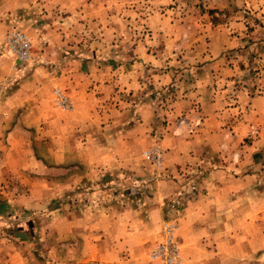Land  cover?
<instances>
[{
  "label": "crops",
  "instance_id": "0c3cea01",
  "mask_svg": "<svg viewBox=\"0 0 264 264\" xmlns=\"http://www.w3.org/2000/svg\"><path fill=\"white\" fill-rule=\"evenodd\" d=\"M49 1L57 4L54 9L61 4L58 9L64 14L53 25H37L46 48L33 53L35 59L47 57L51 37L59 27L76 21L82 27L81 19L90 16L88 9L91 16H100L97 25L103 23L109 34L117 31L115 23L124 21L115 13L118 4L113 0ZM36 2L2 0L0 9L20 13L24 7L38 8L43 0ZM110 14V19H102ZM260 20L264 23L263 15ZM136 23H146L153 33L134 38L130 55L142 57L143 62L134 60L130 73L122 71L121 76L119 70L105 75V69L98 66L93 68L96 75L88 76L81 64L71 62L19 69L2 65L6 62L0 56V264H146L140 257L159 238L163 194H156L153 204L152 199L135 201L128 194L95 203L81 191L105 171L122 165L130 168V88L137 87V78L146 69L158 72L159 85L179 87L176 108L193 103L201 106L210 136L216 135V130L224 133L221 126L230 122L240 140L251 124L264 122V36L256 38L249 33L245 17L210 22L208 33L186 34L194 46L186 56L200 61L185 69L188 79H182L176 67L161 70L147 64L153 60L160 67L164 56L179 57L181 49L176 47L187 41L182 21L156 12ZM6 26L0 19V31ZM155 42H164L171 50L151 48ZM54 53L61 54L60 50ZM258 68L260 72H255ZM56 86L71 95L72 109L55 105ZM145 92L135 107L144 113L142 125L147 128L155 111L154 100ZM260 166L244 158L238 164H212L203 178V189L184 208L185 223L212 229L213 236L223 238L233 224L245 227L242 204L247 190H258L256 186L263 181ZM262 195L256 194L255 201ZM37 217H45L46 224L38 226ZM59 223L66 228H55ZM55 232L64 235L66 251L61 256L57 255Z\"/></svg>",
  "mask_w": 264,
  "mask_h": 264
},
{
  "label": "rangeland",
  "instance_id": "374dc122",
  "mask_svg": "<svg viewBox=\"0 0 264 264\" xmlns=\"http://www.w3.org/2000/svg\"><path fill=\"white\" fill-rule=\"evenodd\" d=\"M85 1L95 2L83 0ZM113 1L117 2L114 5L118 4L115 13H120V18L123 17L124 20L115 23L117 31L109 34L106 27L102 28L103 23L98 26L100 16H91L92 10L88 9L86 13L90 16L81 19L82 27L77 25V21L63 26L68 30L67 33L63 27H59L51 37L49 47L47 46L50 50L47 57L36 59L33 53L46 48L44 41H40L42 34L37 25L45 22L53 25L60 21L64 14L58 9L61 4L54 9L53 6L57 4L43 0L38 8L24 7L20 13L0 9V19L7 23L5 29L0 31V56L6 62L2 65L24 69L34 64L71 62L81 64L83 71L92 77L96 75L93 73L96 66L103 67L105 75L117 70L119 76L122 71L130 73V65L134 60H142V57L134 58L130 55V47L136 44L134 38H146L148 33H153L146 23L137 24L136 21L142 22V19L156 12L181 20L185 27L184 40L188 39L186 34L191 32L208 33V25L218 24L230 16L245 17L248 32L256 38L264 36V23L260 20L261 15L264 16V0ZM40 2L42 0H37L36 5ZM45 3H49L48 7ZM109 11L110 9L108 13ZM110 16L111 14L103 15L102 19H110ZM132 18L135 22L130 23ZM12 30L23 31L31 39V56L24 62L16 61L7 48L6 37ZM191 44L188 40L181 42L180 47H176L178 51L181 49L179 57L164 56L160 67L153 60L146 63L161 70L166 66L176 67L180 70L181 78L188 79L190 74L185 69L200 63L198 59L186 56L188 50L194 49ZM161 47L171 50L164 42L162 45L156 42L151 45L154 49ZM56 50H60L61 54L54 53ZM254 71L260 72V68ZM157 80L158 72L146 69L138 76L137 87L130 88V168L122 165L116 170L101 173L98 179L91 180L90 184L82 188L83 197L101 203L102 200L108 202L114 195L122 197L128 194L135 201L145 198L149 202L152 199L153 204L154 196L163 194L159 238L140 257L146 264H264V122L251 124L248 134L240 140H237L230 122L221 126L225 128L224 133L216 130V135L210 136L205 131L201 106L193 103L191 106L176 108L174 102L181 93H178L179 87L173 84L159 85ZM56 88H62L72 98L65 88L56 86L53 89V100ZM143 89L147 98L154 100L155 114L147 122V128L142 125L144 113L135 107L138 97L144 95ZM135 90L137 93L134 95ZM54 103L59 109L68 110L58 106L55 101ZM174 109L178 110L173 113ZM242 158L260 164L258 171L262 172L263 177V181L256 186L258 190H247L246 202L242 204L246 211V226L238 227L233 224L230 233L223 238L220 234L219 237L213 236L212 229L196 228L193 223L186 224L184 208L188 200L196 197L200 188L203 189V178L208 176L212 164L221 166L229 161L238 164ZM77 192L79 198V189ZM260 193L263 194L262 199L255 201L256 194L258 196ZM35 222L38 226H43L46 219L37 217ZM55 228L62 230L66 227L59 223ZM63 237V234L55 232V240L59 244L58 256L66 251Z\"/></svg>",
  "mask_w": 264,
  "mask_h": 264
},
{
  "label": "built area",
  "instance_id": "2783aa9c",
  "mask_svg": "<svg viewBox=\"0 0 264 264\" xmlns=\"http://www.w3.org/2000/svg\"><path fill=\"white\" fill-rule=\"evenodd\" d=\"M7 48L16 61L24 62L31 56V39L27 33L20 30H12L6 37ZM54 101L64 109L72 108L70 96L62 89L54 90Z\"/></svg>",
  "mask_w": 264,
  "mask_h": 264
}]
</instances>
